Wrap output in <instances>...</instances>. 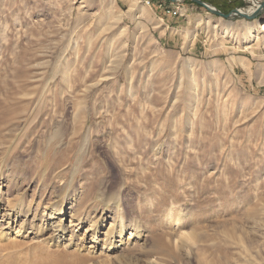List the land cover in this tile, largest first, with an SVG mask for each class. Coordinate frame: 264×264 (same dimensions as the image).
Segmentation results:
<instances>
[{
    "label": "rangeland",
    "instance_id": "obj_1",
    "mask_svg": "<svg viewBox=\"0 0 264 264\" xmlns=\"http://www.w3.org/2000/svg\"><path fill=\"white\" fill-rule=\"evenodd\" d=\"M165 3L157 8L169 12ZM180 4L169 19L179 28L161 41L162 12L140 0H0L1 207L31 208L28 228L61 203L68 228L66 199L79 191L93 216L118 209L141 228L104 251L111 219L95 247L83 238L89 223L73 239L65 232L66 254L45 253L37 238L52 228L17 235L0 218L1 264H264V42L245 30L264 12L223 20ZM227 25L247 33L228 36ZM8 121L20 126L11 142Z\"/></svg>",
    "mask_w": 264,
    "mask_h": 264
},
{
    "label": "bare ground",
    "instance_id": "obj_2",
    "mask_svg": "<svg viewBox=\"0 0 264 264\" xmlns=\"http://www.w3.org/2000/svg\"><path fill=\"white\" fill-rule=\"evenodd\" d=\"M140 1H141V4L144 7H147V8L153 7V1L154 0H140ZM155 1H157L160 6H161L162 2H164V3L167 2V0H155ZM180 3L181 2H177L176 4H172V5H174V7H172L171 10H169V12L172 15H174L173 17H176L177 15H181V12H180L181 11V9H180L181 4ZM257 6H258V3H255V8L252 7L250 9H248V10L240 9L239 12L241 11L243 13H246L247 15H252V14H254L256 12V7ZM211 8H214V6H212ZM139 12L141 13L142 9L141 10L139 9ZM142 14L143 13H141L140 16ZM235 17H237V16L235 15L234 17H231L230 19L235 18ZM237 18H239V17H237ZM227 26L228 27L225 28L224 33H226L228 36H231V37H236L237 36V38H238L241 35L242 36L245 35L246 31L236 32V31H233L230 28L229 25H227ZM245 30H247V32H248V34H247L248 36H246V37H247V39L249 41L259 43L257 41L261 38V40L264 42V22L263 23H257V29L256 28H246ZM260 34H262V35L259 36ZM243 61L245 62L244 58L242 57V59H240V62H241V64L244 65V63H242ZM3 120H5V119H3ZM8 122H11V121H8ZM8 122L7 123L5 122V123L2 124V125H4V128L7 127V125H9L7 128L10 129V130L6 129L7 131H9V133L7 134L6 139H4V140H6V141L8 140V142H11V140L13 138L17 137L16 135H17V132L20 129V126L16 125V123H13V122L8 123ZM46 124H48V123H46ZM46 143L47 144H45V146H49L48 144L50 143V141H47ZM17 147H18V145H17ZM35 149H36V151L38 150L37 152H39L41 148L40 149L35 148ZM109 151H111V150H109ZM114 153H115V151H114ZM115 154H117V153H115ZM0 187H1V183H0ZM2 188H3V185H2ZM1 195H0V197H1ZM78 195H79V191H75L72 194V196H70L68 199H66L67 205L70 206L68 208L67 212L70 214L69 217H70V220H71L70 221V226L68 228L65 225V221H64L65 217H63V215L61 214V211L63 210V205H61V203L60 204L57 203V205H54V206H50L49 205V208L45 207L43 212H41V214L39 213L40 211H38L37 214L34 212L36 215H33L32 219L33 218L35 219V218L38 217L37 215H40V218L39 217L38 218L41 219V225L36 224L35 226L31 225L28 228H24V224H26L25 226L30 224V223H28L29 222L28 219H29L30 215H32V214H30L31 208L29 209V208L20 206V204L16 205V203H12V205L14 204V205L17 206V207H15V206L10 205L11 202H10V204L9 203L8 204H9V206H12V207L10 208L9 206H7L9 211L5 210L0 205V218H1V220L6 221V223L7 222L10 223V220H11V222H13V224H16L17 225V229L19 230L18 232H16L17 235H18V233L20 234L21 231H23V234H25L26 230L29 229L30 232H28V233L29 234H33V237H36V235H35L36 232H37V234H42L44 231H48L50 228H52V232L50 233L51 234L50 238L48 237L49 239L48 238L47 239L46 238L40 239L39 237L38 238L36 237L38 239V241H39L38 245H40L42 247L41 251H43L45 253H50V249L52 250L53 248L56 249L57 251L60 249L58 253L63 252V249L61 250V247H62L61 245H63L64 243L67 242V241H64L65 232L68 229L71 230V239H73V234H74L75 229H77L76 231L78 233V231L82 228L83 225H88L89 223H90V225H88V228L86 229V231H85V233L83 235L84 236L83 238H86L87 240H89V238H91L92 239V244H94V247H95V244H97V241L99 239V235L102 236L101 235L102 232L105 231V226H106L105 224L110 219H111V222L109 224V227L105 231L104 240L101 241L103 243L102 246H101L102 250L103 249H104V251L105 250H115V249H120L122 246H125L127 243L126 242L124 243L122 241V236L124 234L125 235L126 234L129 235L128 239H133L132 242H134V240L139 239V237L141 236V234H140L141 228H140V225L138 224L137 220L136 221L130 220V219L128 220V218L125 216V214H123L125 212L122 211L123 213H121L120 211H118V209L116 210L117 212L115 211L116 213L112 214L111 217H110V215L107 214L108 213V211L106 210L107 207H104L99 214L97 213L96 216H93V214L95 213V209L90 207L89 205L87 207V204H86L87 196L78 197ZM2 198L0 200H2ZM73 207H75V210H74V213L72 214L71 212L73 210ZM89 215H91V218H90ZM38 218H37V220H38ZM94 218H95V221L94 222H90V219H94ZM20 220H22V221L19 222ZM4 221H2V222L4 223ZM18 223H21V225H18ZM98 224H99V226L97 227ZM184 238H187L188 240L192 241L193 235L186 233V234H184ZM116 240H119V242L121 243L120 246H118V247H116V245L114 244ZM68 243H67V245L70 246V242H68ZM98 243H100V242H98ZM74 244H75V242L73 243V246H74ZM129 244H131V242ZM195 244H196V241H194V243L192 245H195ZM15 245H18V244H15ZM23 246H25V245H23ZM10 247H8V248H10ZM2 248L3 247H1V249ZM21 248H22V245H21ZM77 251H80V249L77 248V250L75 249L72 252H77ZM154 251L157 254L165 255L166 258H170L171 256H174V257L177 256L176 252L172 251L171 249L165 248V246L160 244V243L155 244V250ZM63 253L66 254L65 252H63ZM52 255H53V257H56L57 253L56 254L53 253ZM1 256H2V254H1ZM1 256H0V260L3 257V256L2 257ZM63 256L64 255H59L58 258L63 257ZM58 258H56V261L58 260ZM3 259L4 258H2V261H3ZM126 260L128 261L129 259L127 258ZM136 262H137V260L135 261V263ZM157 262H159V261H157ZM161 262L163 263V262H165V260H162ZM85 263H86V261L81 259V264H85ZM0 264H1V262H0ZM120 264H133V263H131V262L128 263L125 260H123ZM136 264H138V263H136Z\"/></svg>",
    "mask_w": 264,
    "mask_h": 264
},
{
    "label": "water",
    "instance_id": "obj_3",
    "mask_svg": "<svg viewBox=\"0 0 264 264\" xmlns=\"http://www.w3.org/2000/svg\"><path fill=\"white\" fill-rule=\"evenodd\" d=\"M170 3H177V2H184L189 1L191 3H194L202 8H204L206 11L210 12L212 15H215L223 20H229L231 17H234L235 15L239 17V19L249 20L253 21L256 20L257 17H259L264 12V1L258 3V7L256 8V12L252 15H247L246 13L239 12L240 9H233L229 13L223 14L221 11L217 10L215 7L211 8V5H208L207 3L202 2L201 0H167ZM255 3V2H254ZM211 6V7H210Z\"/></svg>",
    "mask_w": 264,
    "mask_h": 264
},
{
    "label": "crops",
    "instance_id": "obj_4",
    "mask_svg": "<svg viewBox=\"0 0 264 264\" xmlns=\"http://www.w3.org/2000/svg\"><path fill=\"white\" fill-rule=\"evenodd\" d=\"M157 1H153V7L151 9H155L156 11H159V12H162V18H160V21H158V24L156 25V27H154L156 30L154 31H157V36H158V39H160L161 41H169L172 37V32L173 30H177L179 27L177 26H172V21L169 20V19H172L170 16H168L165 12L161 10H159L157 8ZM168 5H169V2H168ZM236 6L235 7H239L240 6V3L237 2L235 4ZM189 16V15H188ZM164 18H167V19H164ZM185 19V18H184ZM176 20V19H175ZM187 21V20H186ZM186 24H189V21H187ZM242 70L245 72H247L246 69H243Z\"/></svg>",
    "mask_w": 264,
    "mask_h": 264
},
{
    "label": "built area",
    "instance_id": "obj_5",
    "mask_svg": "<svg viewBox=\"0 0 264 264\" xmlns=\"http://www.w3.org/2000/svg\"><path fill=\"white\" fill-rule=\"evenodd\" d=\"M249 2H250V6L248 7V8H246V9H243V10H248L249 8H252V7H254L255 8V3H260V2H263V1H259V0H249ZM255 2V3H254ZM183 3V2H182ZM258 7V6H257ZM256 7V8H257ZM238 9V8H237ZM159 10H161V9H159ZM163 10V9H162ZM163 12H165V10H163ZM167 15H169V16H174V15H172V14H170L169 12H165Z\"/></svg>",
    "mask_w": 264,
    "mask_h": 264
},
{
    "label": "trees",
    "instance_id": "obj_6",
    "mask_svg": "<svg viewBox=\"0 0 264 264\" xmlns=\"http://www.w3.org/2000/svg\"><path fill=\"white\" fill-rule=\"evenodd\" d=\"M202 1H204V0H202ZM208 1H209V0H208ZM208 1H204V2L207 3ZM209 3H210L211 5H213V6H216V4H214V2H211V1H210ZM216 8H217V7H216ZM217 9H218V8H217ZM219 10H220L223 14H225V13L227 14V13H229V12L231 11V9H229V10H227V11H222L221 9H219Z\"/></svg>",
    "mask_w": 264,
    "mask_h": 264
}]
</instances>
